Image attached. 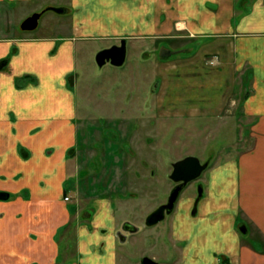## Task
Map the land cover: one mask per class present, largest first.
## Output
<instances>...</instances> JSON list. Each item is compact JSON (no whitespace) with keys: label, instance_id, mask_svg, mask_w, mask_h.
Returning a JSON list of instances; mask_svg holds the SVG:
<instances>
[{"label":"crops","instance_id":"obj_1","mask_svg":"<svg viewBox=\"0 0 264 264\" xmlns=\"http://www.w3.org/2000/svg\"><path fill=\"white\" fill-rule=\"evenodd\" d=\"M45 4L0 0V193L7 195L0 198V264H135L123 246L138 240L131 218L138 205H112L107 196L122 204L151 193L146 174L126 153L111 166L102 157L100 172L84 168L97 153L83 156L87 143L78 140L76 96L66 80L80 43L124 39L127 54L146 37L188 39L172 50L204 60L209 48L222 66L244 73L240 104L251 119V145L208 168L201 195L169 214L172 259L147 258L264 264V0H64L58 15L68 19L55 18L53 33L22 30L33 13H40L38 28ZM82 190L87 205H79ZM158 206L147 205L146 216ZM125 223L136 230L122 231Z\"/></svg>","mask_w":264,"mask_h":264},{"label":"rangeland","instance_id":"obj_2","mask_svg":"<svg viewBox=\"0 0 264 264\" xmlns=\"http://www.w3.org/2000/svg\"><path fill=\"white\" fill-rule=\"evenodd\" d=\"M45 2L44 16L38 28L30 33L40 31L42 26L43 33L51 34L55 18L68 19L53 11L60 8L64 0H42ZM186 42L188 39L165 37L131 42L132 50L127 46L126 60L120 67L111 64L98 67L95 63L99 50L118 41L80 43L72 79L66 80L76 96V122L81 126L78 140L87 143L83 156H90L93 148L97 153L95 158H82L88 164L84 168L88 172H100L102 157L107 166H111L112 160L116 162L126 153V159L133 164L136 161L146 174L143 184L148 183L149 186H145L150 187L151 193L144 191L141 198L123 200L122 204L118 195L107 196L112 205H138L135 206L136 216H131L140 229L138 240L129 239L123 246L129 253L130 263L138 264L141 254L154 255L158 263L172 259L166 228L169 215L154 225H146L145 220L147 205L166 201L173 186L169 178L173 163L187 156L208 162L201 175L188 183L179 195L177 203L187 205L190 196H198L205 188L203 181L208 168L237 156L251 145L248 126L251 119L244 116L240 104L244 95V73L231 72L222 66L218 55L209 48L204 60L201 55L190 57L181 52L167 59L159 57L161 48L170 46L172 49ZM140 49H144L142 55ZM90 125H94L95 130L86 128ZM126 164L131 168L135 166ZM104 180L101 179L102 185ZM122 180L128 182L126 178ZM66 185L72 190L73 180L66 181ZM83 192L77 196L79 205H87ZM78 201L75 204L78 205Z\"/></svg>","mask_w":264,"mask_h":264},{"label":"water","instance_id":"obj_3","mask_svg":"<svg viewBox=\"0 0 264 264\" xmlns=\"http://www.w3.org/2000/svg\"><path fill=\"white\" fill-rule=\"evenodd\" d=\"M53 11L56 12H62V9L59 8H53ZM40 17V13H33L29 17H27L20 25V28L22 30H34L38 25V19ZM180 52L179 50L173 51V53ZM172 53H166V54H159V57L161 59H167L171 56ZM126 57V41L123 39L120 41L119 45H113L109 48L102 49L97 52L95 55V62L96 64L101 67L106 62H109L110 64L114 66H121ZM157 88V86L154 87V90ZM208 162H200V160L194 156H187L183 159H180L172 164V172L170 175V179L175 183V186L172 188V190L169 193L168 199L164 205H161L157 207L154 211H152L145 220L146 225H154L161 220L164 219L165 215L170 214L174 206L179 198V195L184 189V187L192 182L193 180L197 179L201 173L207 168ZM201 195V190L199 191V195ZM1 197L2 196L0 194ZM123 231H134L136 230L135 227H132L128 223H125L123 226ZM122 235L121 232H119L118 236L120 237ZM141 264H157L152 259L144 257L141 260Z\"/></svg>","mask_w":264,"mask_h":264},{"label":"flooded vegetation","instance_id":"obj_4","mask_svg":"<svg viewBox=\"0 0 264 264\" xmlns=\"http://www.w3.org/2000/svg\"><path fill=\"white\" fill-rule=\"evenodd\" d=\"M59 9H62V12H57V13H63V12L65 11L64 8H59ZM45 10H46V9H45ZM44 12H45V11L43 10L42 13H44ZM55 12H56V11H55ZM119 44H120V41H119L117 44H113V45H119ZM113 45H112V46H113ZM110 47H111V46H110ZM108 48H109V47H108ZM169 48H170V46L161 48V50L159 51V54H160V53H161V54L172 53V54H171V56H172L173 54H175V53H173V51H177V50H172V49H169ZM180 52H181V51H180ZM176 53H178V52H176ZM96 54H97V53H96ZM125 60H126V57H125ZM95 63H96V62H95ZM124 63H125V61H124ZM124 63H123V64H124ZM106 64H110V63H109V62H106L104 65H106ZM123 64H122V65H123ZM96 65H97V64H96ZM104 65H103V66H104ZM111 65H112V64H111ZM122 65H121V66H122ZM97 66H98V65H97ZM103 66H101V67H103ZM112 66H114V65H112ZM98 67H99V66H98ZM115 67H120V66H115ZM171 167H172V166H171ZM171 172H172V169H171ZM170 175H171V174H170ZM169 178H170V177H169ZM171 181H172V180H171ZM193 181H194V180H193ZM174 186H175V183L173 182V186H172L171 189L169 190V193H170V191L172 190V188H173ZM186 186H187V185H186ZM186 186H185V187H186ZM185 187H184V188H185ZM182 190H183V189H182ZM181 192H182V191H181ZM169 193H168V195L166 196V201H167V199H168ZM0 194H1L2 196H5V195H6V194H4V193H0ZM6 196H7V195H6ZM6 196H5V197H6ZM5 197H4V198H5ZM0 198H3V197L0 196ZM64 200L67 201V200H68V197H65ZM197 200H198V199H196V202H197ZM166 201H165V203H166ZM165 203H161L159 206L164 205ZM176 203H177V202H176ZM175 205H176V204H175ZM159 206H158V207H159ZM153 211H154V210H153ZM171 213H172V212H171ZM167 215H169V214H167ZM165 216H166V215H165ZM122 231H123V228H122ZM124 232H126V231H124ZM121 233H122V232H121ZM123 236H124V235L122 234L120 237H123Z\"/></svg>","mask_w":264,"mask_h":264}]
</instances>
